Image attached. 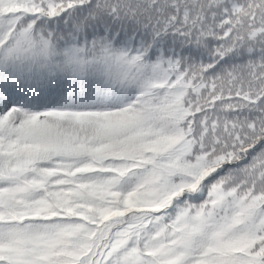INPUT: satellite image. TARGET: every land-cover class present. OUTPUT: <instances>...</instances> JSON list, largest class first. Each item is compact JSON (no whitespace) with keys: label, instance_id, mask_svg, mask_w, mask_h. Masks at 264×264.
<instances>
[{"label":"snow or ice","instance_id":"6c2138e0","mask_svg":"<svg viewBox=\"0 0 264 264\" xmlns=\"http://www.w3.org/2000/svg\"><path fill=\"white\" fill-rule=\"evenodd\" d=\"M0 264H264V0H0Z\"/></svg>","mask_w":264,"mask_h":264}]
</instances>
